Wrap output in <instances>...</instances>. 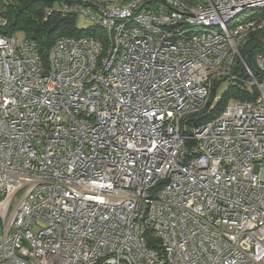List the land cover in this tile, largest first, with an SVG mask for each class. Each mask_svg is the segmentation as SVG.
<instances>
[{
	"label": "built area",
	"instance_id": "1",
	"mask_svg": "<svg viewBox=\"0 0 264 264\" xmlns=\"http://www.w3.org/2000/svg\"><path fill=\"white\" fill-rule=\"evenodd\" d=\"M56 1L99 30L0 32V264H264V0Z\"/></svg>",
	"mask_w": 264,
	"mask_h": 264
},
{
	"label": "trees",
	"instance_id": "2",
	"mask_svg": "<svg viewBox=\"0 0 264 264\" xmlns=\"http://www.w3.org/2000/svg\"><path fill=\"white\" fill-rule=\"evenodd\" d=\"M189 4H196L204 0H185ZM56 0H10L0 4V32L7 37H17L23 33L25 39L33 41L38 53L41 55L44 64L47 63V56L50 48L57 38L64 35L95 34L98 28L82 29L78 26L76 15H62L55 7ZM264 16V13L262 14ZM241 54L251 70L258 73L256 56L264 52V28L252 33L240 46ZM235 73L244 80H227L229 88L222 94L210 109L211 102L217 92V88L223 81L222 78L214 82L212 87L211 101L208 108L203 111V118L197 122H206L218 117L229 104L232 98H239L241 101H250L256 98L258 90L254 87L250 91L247 86L249 79L248 71L244 64L237 61ZM209 111V113H207ZM1 226V223H0Z\"/></svg>",
	"mask_w": 264,
	"mask_h": 264
},
{
	"label": "rangeland",
	"instance_id": "3",
	"mask_svg": "<svg viewBox=\"0 0 264 264\" xmlns=\"http://www.w3.org/2000/svg\"><path fill=\"white\" fill-rule=\"evenodd\" d=\"M10 0H0V4H4V3H7L9 2ZM55 7L58 8V2H55ZM254 11H252L251 13H253ZM78 26L82 29H87L89 28L90 24L84 19V18H80L79 21H78ZM19 41L23 40L25 38L24 34L23 33H20L17 35L16 37ZM222 82L220 83V85L218 86V90L216 92V95L214 97V101L215 100H218L220 99V97L222 96V94L229 88V83L226 82L228 79L226 77H222ZM247 86H248V89L250 91H253L254 90V86L253 84L248 81L247 82ZM237 101H240L239 98H232L229 102L230 105H234ZM264 176V174H263ZM18 199V195L14 198V201L13 203H15Z\"/></svg>",
	"mask_w": 264,
	"mask_h": 264
}]
</instances>
